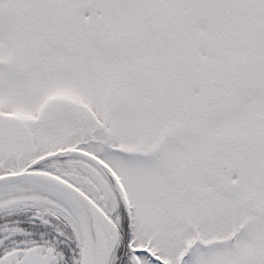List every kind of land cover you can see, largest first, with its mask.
I'll use <instances>...</instances> for the list:
<instances>
[{
	"label": "snow or ice",
	"instance_id": "1",
	"mask_svg": "<svg viewBox=\"0 0 264 264\" xmlns=\"http://www.w3.org/2000/svg\"><path fill=\"white\" fill-rule=\"evenodd\" d=\"M0 264H264V0H0Z\"/></svg>",
	"mask_w": 264,
	"mask_h": 264
}]
</instances>
